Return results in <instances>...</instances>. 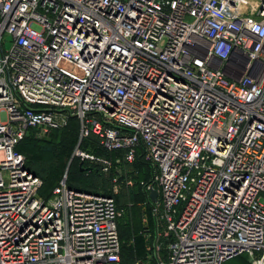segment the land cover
<instances>
[{"label":"built area","instance_id":"2783aa9c","mask_svg":"<svg viewBox=\"0 0 264 264\" xmlns=\"http://www.w3.org/2000/svg\"><path fill=\"white\" fill-rule=\"evenodd\" d=\"M70 117L113 192L149 172L134 264H264V0H0V264H120L124 209L17 150Z\"/></svg>","mask_w":264,"mask_h":264},{"label":"trees","instance_id":"16d2710c","mask_svg":"<svg viewBox=\"0 0 264 264\" xmlns=\"http://www.w3.org/2000/svg\"><path fill=\"white\" fill-rule=\"evenodd\" d=\"M79 122L76 117H70L68 123L59 128L50 129L42 139L33 137V129L19 142L17 150L25 155L26 166L42 179L39 194L48 197L52 188L66 175L68 186L102 195L112 196L116 205L124 209L118 219V233L121 241L120 264H134L136 259H146L147 244L152 240L154 231V217L145 192L139 185L141 175L133 176V184L125 185L122 176H118V191L113 192L112 178L117 174L113 163L108 171H103L98 163L80 160L74 157L66 170L65 159L71 154L78 141ZM80 147L109 159H114L117 152L108 151L98 145L96 137L90 135L84 138ZM38 152L42 158L35 160L34 153ZM144 206L148 216V225L140 224L139 207ZM136 208L138 211H134ZM137 218L138 223H133ZM148 228V229H146ZM147 232V233H146ZM144 233V234H143ZM146 234L148 237H146ZM151 264L154 260L151 259ZM248 264V262L246 261Z\"/></svg>","mask_w":264,"mask_h":264},{"label":"rangeland","instance_id":"374dc122","mask_svg":"<svg viewBox=\"0 0 264 264\" xmlns=\"http://www.w3.org/2000/svg\"><path fill=\"white\" fill-rule=\"evenodd\" d=\"M8 46H9V43L6 44V47H8ZM49 131H50V130H48L47 132L34 133V130H33L32 135H33V137H35V138H37V139H42V138H44V137L47 136V134H48ZM74 148H75V147H74ZM74 148L72 149L70 156H69L68 158L65 159V162H66L65 169H66V170L69 168V165H70L72 162H76V161L74 160V155H73ZM33 158H34L35 160H38V159L42 158V156H40L39 153L36 152V153H34ZM142 168H143V169L141 170V173H142V174H141V178H147V177H149V172L147 171V169H145V167H142ZM64 175H65V174H64ZM133 209H134L135 213H136V211H138V210H137L136 208H134V207H133ZM139 210H140V212H141V213H140V214H141V215H140V224L143 225V228H142L140 231H142V230L144 229L145 225H148L149 216H148V214H147V212H146V210H145V208H144L143 205H142L141 207H139ZM133 223H136V224L138 223L137 218H134ZM146 229H148V228H146ZM146 233H147V232H146ZM143 234H144V233H143ZM146 237H148L147 234H146ZM224 264H247V263H246V256H245V255H242V256H239V257L232 258V259L226 261Z\"/></svg>","mask_w":264,"mask_h":264},{"label":"water","instance_id":"95a60500","mask_svg":"<svg viewBox=\"0 0 264 264\" xmlns=\"http://www.w3.org/2000/svg\"><path fill=\"white\" fill-rule=\"evenodd\" d=\"M149 196L152 201H155L157 199V191L155 189H152L149 193Z\"/></svg>","mask_w":264,"mask_h":264}]
</instances>
